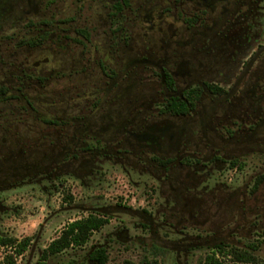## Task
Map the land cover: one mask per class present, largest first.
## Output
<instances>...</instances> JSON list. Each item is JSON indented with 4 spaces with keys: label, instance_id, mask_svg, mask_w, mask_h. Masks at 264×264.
Instances as JSON below:
<instances>
[{
    "label": "rangeland",
    "instance_id": "rangeland-1",
    "mask_svg": "<svg viewBox=\"0 0 264 264\" xmlns=\"http://www.w3.org/2000/svg\"><path fill=\"white\" fill-rule=\"evenodd\" d=\"M111 1L44 0V19L49 20L54 16L61 22L59 28L66 32H58L57 27H50L43 44L37 48L25 47L24 43L40 34L21 28L19 18L23 13L15 15L12 22L0 28L4 56L0 85L19 87L17 75L23 71L29 73L33 79L24 88L26 95L41 116L68 119L70 126L76 127L70 131L73 141L69 143L74 146L80 145L82 141L94 145L97 139L117 143L125 138L124 128L138 129L145 124L144 120L155 116L156 119L148 124L158 128L170 126L165 141H168L169 135H174L173 143L178 145L186 136L190 138V151L185 150L186 154L192 152L200 158H208L213 146L215 149L221 148L228 157L236 156L241 168L230 170L228 164L209 165L208 180L201 185L202 181L196 188L201 191L202 187H207V193H201L205 203H217L220 196L224 198L226 209L222 210L225 212L211 206V219L202 222L185 224L176 219L180 217L164 221L163 214L169 213L176 203L172 190L166 186L161 191L154 176L134 167L137 165L134 158L127 162L116 156L99 155L95 166L102 170V174L98 172L90 177L87 173L76 171L78 177L85 174L79 180L69 175L72 169L68 168L69 173L59 180L44 182L43 186L47 188L44 192L43 186L39 184L29 182L21 185L25 177H13L10 180L11 184L21 185L18 187L8 188L9 183L0 185V204L6 208L0 213L1 235L18 240L31 237L34 240L43 226L32 253L28 250L20 258L13 253L14 248L0 246V264H7V256L11 254L15 256L17 264H27L29 261L30 264H38L43 249L67 223L88 216V213L68 207L69 204L65 202L68 195L73 197L76 205L87 208L126 202L134 210L151 211L157 225L153 226L152 235L139 226L142 222L140 219L117 213L116 218L105 229L95 233L77 256H72L69 251L51 259L48 264H67L72 258L87 264V254L94 245L107 247L108 264H145V259L158 264H206V256L213 252L207 246L213 247L220 240L239 248L264 240V183L258 194L252 193L256 177L264 175V121L250 131L258 123L259 116L248 118L249 112L246 117L243 114L223 115L219 107L225 104L224 100L213 101L207 96H204L194 117L175 120L159 116L156 105L163 98L161 93L164 85L158 73L163 68H181L182 73L185 72L184 77H179L180 88L190 81L191 86L199 84L212 71L209 70V58H202L203 54L195 51L196 46L206 42L198 40L201 30L198 27L201 24L191 25L189 22L191 29L188 30L183 20L189 17L179 16L176 11L166 13V4L162 0H132L131 6L122 13L111 12L108 16ZM51 2L55 3L51 5ZM70 16L76 18V33L68 30L71 26L68 23ZM217 19L206 16L203 23H206L207 28L213 27ZM62 20L67 22L63 24ZM247 27L246 46L250 48L264 39V13L249 21ZM78 30L88 33V40L81 37ZM205 31V34L211 33ZM63 35L64 41L57 39ZM105 70L116 73L114 79L108 78ZM37 77L46 79V82L39 84ZM230 82L234 83L235 79L231 78ZM11 113L15 117H11ZM33 115L27 114L14 103L8 108L2 106L0 126L16 127L12 124L15 118L30 120ZM74 117L84 119L83 123L71 121L70 118ZM239 119L247 130V140H244L243 134L233 141L234 144L220 140L222 135L229 136L227 129H240L229 123L230 120ZM216 126L221 127V133L215 130ZM34 129L36 132L42 128L34 126ZM42 131L58 137L52 128H43ZM173 143L157 154L175 156L177 151ZM139 146L141 143L136 142L120 145L119 148L136 149L139 154ZM213 186L216 189L211 191ZM230 194H233L231 198ZM234 204L235 209L229 210ZM194 225L199 230H195ZM125 229L127 231L122 233ZM210 234L212 237L207 240L196 237L203 235L206 238ZM146 245H156L168 251L161 253L162 256L153 257L152 252L145 250ZM256 254L264 264V245ZM223 263L233 264L230 259Z\"/></svg>",
    "mask_w": 264,
    "mask_h": 264
},
{
    "label": "trees",
    "instance_id": "trees-1",
    "mask_svg": "<svg viewBox=\"0 0 264 264\" xmlns=\"http://www.w3.org/2000/svg\"><path fill=\"white\" fill-rule=\"evenodd\" d=\"M123 1L126 6H129V0ZM118 3L120 4V2ZM118 11L120 10H117L116 13H118ZM78 34L88 40V33L84 30H78ZM45 38L46 36L43 40H45ZM28 43L30 46L34 47L43 44V41L33 39L29 40ZM111 73L112 71L105 72L108 78L114 79L116 73H112V76ZM158 76L160 77L164 88H168L171 92H175L176 86L174 80L167 70L160 71ZM32 79L33 78L29 73L23 71L16 77V81L20 83L19 87L10 88L8 86H0V107L4 106L8 108L13 106L14 103V105H18L21 110L27 114H35L31 116L30 120L15 118L12 124L16 127L11 128L10 125L2 124L0 126V185L3 183H9L10 185L8 188L18 187L20 184H11L10 180L13 177H25V180L21 182V185L30 182L43 186L44 182L48 183L64 177L69 173L67 171L68 168L69 170L72 169L69 173L70 176L82 180L81 177L86 173L87 176L91 177L102 171L95 166L97 156H116L122 160H127V162H131V158H134L133 160H135L137 164L134 167H137L142 172L150 174V176H154L153 178L159 183L161 191L168 186V188L172 190L171 194L176 199V202L183 200L186 203L193 205L191 196H196L199 192L201 194L202 191H205L203 194H206L208 189L207 187H202V190L200 191L199 189H196L199 188V185L193 186L194 184L191 182L181 181L179 177L180 172L186 173V171H190L199 174V179H201V182L203 181L200 183L203 185V183L208 180L207 172L210 167L209 165L218 166V164H228L230 170L241 168L240 160L236 156L228 157V155L225 154L226 152L221 151L220 148L212 149L213 152L210 150V157L208 158H200L197 154L192 152L186 154L185 150L190 151L188 149V146H190V138L186 136L183 141L178 142V145L177 143H173L175 140L174 135H169V138L167 139L168 141H165L164 137L169 131L170 126L166 125L162 128H158L155 125L148 124L152 122V119H156L155 116H151L149 119L144 120L145 124L139 126L138 129L136 128L133 130L131 128L130 130L124 128L125 138L117 143L112 144V142H103L100 139H97L96 144L94 145L82 141L80 145L74 146V144L69 143V141L71 143L73 141V138L70 136V131H73L72 129H76V127L74 125L70 126L68 119L46 118L41 116L34 106L33 101H31L26 95L24 88L30 81H32ZM36 80L42 85L46 82V79L42 77H37ZM204 86L210 93L217 96L226 93L225 88L215 84H205ZM204 92L202 86L196 85L173 98H162V100L156 105L159 116L175 120H186L194 117L195 113L199 110V106L202 104ZM11 117H15V114L11 113ZM70 119L74 122L83 123L84 121V119L79 117ZM33 121H35L34 125L32 124ZM34 126L40 129L52 128L58 137L51 135V133L45 134L42 129L35 132ZM60 127L62 129H60ZM19 128L21 130H18ZM253 129L254 127H251L250 131ZM24 130H27L26 133H22ZM131 132H137L140 136L138 142L141 143V146L137 147L139 154L136 153V149L130 150L128 148H119L120 145L136 143L132 141L130 135ZM235 132L236 136L246 133L245 129H238ZM227 133L229 136L234 135V132L231 129H227ZM187 140L188 143L186 142ZM236 140H238V138H232L229 141H231V144H234ZM162 142L165 143V145H163ZM172 143L176 145L174 150L177 151V154L175 156H163L157 154L159 151H165ZM158 144L161 145L158 146ZM61 145L63 146L60 148ZM112 147H116V149L114 150ZM74 148H76L75 151L73 150ZM111 149L114 150L113 153ZM216 150L219 152H216ZM76 171L85 174L78 177L75 174ZM155 174L159 175L156 176ZM163 174L165 175L163 176ZM159 177L164 178V180L168 178L164 187H161L158 180ZM170 177H172V179H169ZM263 183L264 175L256 177L252 193L258 194ZM214 187L216 186H213V188ZM45 189L47 188L43 186V192ZM65 202L69 204L68 207L70 209L81 213H88V216L67 223L58 236L43 249L39 256L38 264H48L51 259L59 256L61 257L69 251L72 252V256H77L78 252H80L79 250L82 251L84 247H86L95 233L105 229L110 224L111 220L116 218L117 213H125L130 216H135L142 221L139 226L143 231H147L152 235L154 234L152 232L154 231L153 226L156 224L154 220L155 216L149 210H134L123 201L120 204L117 203L109 206H94L87 208L84 205H76L73 202V197L70 195L66 196ZM193 227L196 228L195 230H199V227L196 225ZM123 231L124 232L122 233H125L127 229ZM196 237H199L202 240H207L212 236L210 234L206 236V238H203V235H197ZM36 238L37 235L34 240ZM34 240L31 237H25L22 240H18L0 234V246L3 248H14L13 253H15L16 256H25L26 252L32 249ZM184 240L182 239V241ZM263 245L264 240L259 244L253 242L244 248H239L233 245H227L223 241H218L213 247L207 246L208 249L213 252L206 256L205 261L206 264H224V260L230 259L233 264H262L256 252H259ZM144 248H146L145 250L152 252L154 255L153 257H159L161 253L168 251L167 249L156 245H153L152 247L151 245H146ZM86 258L87 264H108L109 254L107 247L105 245L92 246ZM71 260L72 261L67 264H83V262L74 260V258ZM6 263L16 264L15 256H13V254L7 256ZM145 264H158V262L145 259Z\"/></svg>",
    "mask_w": 264,
    "mask_h": 264
},
{
    "label": "flooded vegetation",
    "instance_id": "flooded-vegetation-1",
    "mask_svg": "<svg viewBox=\"0 0 264 264\" xmlns=\"http://www.w3.org/2000/svg\"><path fill=\"white\" fill-rule=\"evenodd\" d=\"M129 1V6H126L123 0H112L108 6V16L111 14V12L116 13L117 10H120L118 11V14L122 13L123 10L131 6L132 0ZM162 1L166 4V8L164 10L166 13L171 14L176 11L179 16L189 17L183 20L188 30L191 29V27L189 26L190 23L191 25H194L195 23L201 24V26L198 27L199 29H201L198 40H200V42H206L202 45L196 46L195 51L199 54L202 53V58H209V70H212L210 73H208V77L201 80L199 84L191 86L192 81H190L186 84L185 87L180 88L179 77H184L185 72L182 73V70H180L181 68H174V70H172L173 68L170 69L169 67H167L168 69L163 68L162 71L167 70L170 73L176 86L175 92H171L170 89L164 88L163 92L161 93L163 98H173L180 95L182 92L196 85H199L204 88V96L211 98V100L213 101L220 99L224 100L225 104H221V106L219 107L221 114H230L234 116L243 114L246 117L249 112L248 118L250 116H253L254 118L259 116L257 118V120L259 121L257 124L253 125V130L258 128L259 122L264 121V39L258 41L253 47L248 48L246 46V35L248 32V22L252 19H255V17L259 14L261 16L264 13V0ZM118 2H120V4ZM53 3L55 2H51V5ZM43 6L44 0H0V28L5 27L8 25V23L12 22L11 20H13V17L15 15L23 13V15L19 18V20H21L20 27L24 28L28 32H36L40 34L34 39L42 40L44 42L43 39L47 35L50 27H57L58 32L65 33L66 30H62L59 28L61 24L59 19L56 20L54 16L49 20L44 19L42 15ZM206 16L218 18L217 21H215V23L212 25L213 27L207 28V26H205L206 23H203L204 17ZM66 20H62V23L65 24L67 22ZM68 23L69 25H71L68 29L69 32L74 31L76 33V18L74 16H70L68 19ZM205 30H208V32L211 33L205 34ZM51 37H53V35ZM64 37L65 36L63 35L58 37L57 39L61 41ZM68 39L70 40L69 37ZM206 39H208V41ZM62 41H64V39ZM2 46L3 45L1 42L0 69L4 64ZM24 46L29 48L32 47L30 46L28 41L24 43ZM37 47H39V45L32 48ZM196 52L194 55H196ZM231 78L235 79V82L232 84L230 82ZM205 84L218 85L222 88H225L226 93L220 96L214 95L205 88ZM0 86L8 85L1 84ZM8 87L11 88V86ZM253 108L255 109V111ZM228 119H230V117ZM229 123L235 127L239 126L240 129L244 127V125H242L243 122H241L240 119L235 121L230 120ZM220 129L221 127L219 126L215 127V130L219 133H221ZM243 129H245V132L247 131L246 128ZM235 131H233L234 137H227L222 135L220 136V140H223L224 143H226L232 138H241L238 137V135L236 136ZM130 135L132 137V141H139L140 136L137 132H131ZM242 136H244V140H247L248 136L246 135V133H243ZM160 145L161 144H158V146ZM212 149H214L213 146ZM216 152L219 151L216 150ZM164 175L165 174H163V176ZM179 177L181 181L191 182L192 184H194L193 186H197L201 182V179H199V174L190 171H186V173L180 172ZM167 179L164 180V178H158L161 187H164V185H166ZM169 179H172V177H170ZM215 189L216 188H212L211 191H214ZM232 195L233 194H230L229 198H231ZM191 197L193 200V205H190L183 200L177 201L171 208V211L164 214L165 221H169V219H172L174 217H180L176 219L185 224L192 222V220H195V222H202L205 219H211V206L216 208V210L226 209L224 206L225 203L223 202L224 198L222 199L221 196L217 203L203 202L201 194L199 196L192 195ZM230 207L231 208L229 210L235 209L236 204H234L233 208L232 206ZM5 210V206L0 204V213H3V211ZM222 211L225 212V210ZM39 238L37 235V238L33 241L31 253L34 247H36V243L38 242ZM19 257L21 258L23 256ZM27 264H30V261Z\"/></svg>",
    "mask_w": 264,
    "mask_h": 264
},
{
    "label": "water",
    "instance_id": "water-1",
    "mask_svg": "<svg viewBox=\"0 0 264 264\" xmlns=\"http://www.w3.org/2000/svg\"><path fill=\"white\" fill-rule=\"evenodd\" d=\"M42 230H43V226L40 228V231L38 233V238L41 236Z\"/></svg>",
    "mask_w": 264,
    "mask_h": 264
}]
</instances>
